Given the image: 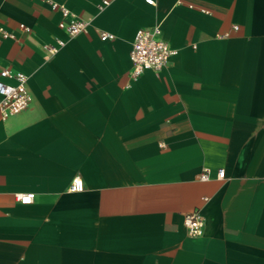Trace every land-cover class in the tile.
Returning a JSON list of instances; mask_svg holds the SVG:
<instances>
[{
	"label": "crops",
	"instance_id": "crops-1",
	"mask_svg": "<svg viewBox=\"0 0 264 264\" xmlns=\"http://www.w3.org/2000/svg\"><path fill=\"white\" fill-rule=\"evenodd\" d=\"M53 1L87 31L0 0V71L31 95L0 116V264H264V0ZM155 24L177 51L130 80L135 33Z\"/></svg>",
	"mask_w": 264,
	"mask_h": 264
},
{
	"label": "built area",
	"instance_id": "built-area-1",
	"mask_svg": "<svg viewBox=\"0 0 264 264\" xmlns=\"http://www.w3.org/2000/svg\"><path fill=\"white\" fill-rule=\"evenodd\" d=\"M48 2L52 7H57L62 13V19L59 21V28L63 29L69 37H74L80 33L87 31V21L72 14L69 9L62 3L53 0H41ZM110 0H102L99 8H102ZM152 3V0H146ZM29 30L28 27L22 26ZM237 26L234 27V30ZM0 34L7 35V31L0 26ZM102 40L113 38V34L107 31L100 32ZM65 40L55 38L53 43L44 45V49L49 56H52L57 50L65 44ZM176 49L171 48L162 36V29L155 24L148 27H140L135 33L130 49L131 68L129 71L130 80H136L145 70H161L169 61V58L176 53ZM1 77H14L15 84L4 82L0 79V116L2 120H6L24 109H26L31 101V95L27 86L28 76L23 72L11 74L8 69L0 71ZM224 168L217 170L219 178L224 177ZM210 170L207 167L202 168L197 175L200 180H208ZM77 181L79 184L77 185ZM84 188V182L81 177L74 176L69 184V191H81ZM16 200L22 203H28L32 200L31 193H17ZM186 232L190 236L200 235L203 232L205 218L199 210H192L184 215L183 219Z\"/></svg>",
	"mask_w": 264,
	"mask_h": 264
},
{
	"label": "snow or ice",
	"instance_id": "snow-or-ice-1",
	"mask_svg": "<svg viewBox=\"0 0 264 264\" xmlns=\"http://www.w3.org/2000/svg\"><path fill=\"white\" fill-rule=\"evenodd\" d=\"M79 184V181H77V185Z\"/></svg>",
	"mask_w": 264,
	"mask_h": 264
}]
</instances>
